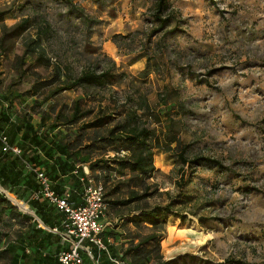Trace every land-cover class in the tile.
Returning a JSON list of instances; mask_svg holds the SVG:
<instances>
[{
	"label": "rangeland",
	"instance_id": "rangeland-1",
	"mask_svg": "<svg viewBox=\"0 0 264 264\" xmlns=\"http://www.w3.org/2000/svg\"><path fill=\"white\" fill-rule=\"evenodd\" d=\"M157 1L73 0L70 5L66 0H0V11L7 13L9 26L38 11L54 32L44 43L49 56L73 73L108 57L117 63V73L125 76L106 89L76 88L52 97L41 107L46 113L52 105L60 109L83 100L84 107L93 110L89 120L101 105L112 114L132 96L138 101L140 95L148 97L154 115L138 111L162 145L156 150L158 170L146 180L156 190L146 204L152 208L172 200L181 203L170 215L159 247L147 244L148 249L155 248L151 264L158 257L174 264L236 260L264 264V0H168L171 21L159 32L153 19ZM80 11L98 22L92 32L77 19ZM34 32L31 29L25 38ZM115 35L129 37L115 39ZM25 38L9 56L0 58V110L13 97L12 111L28 113L39 126L41 115H34L30 108L43 98L27 95L33 86L30 75L37 71L49 78L52 68L31 66L27 59L24 70L30 71L19 80L17 58L24 53ZM48 92L44 90V96ZM122 120L117 118L114 123ZM50 122L48 118L46 130H41L50 131ZM79 126L51 130L49 135L62 131L60 138L74 139ZM87 132L83 142L93 135L92 130ZM184 147L186 157L204 156L211 161L194 168L184 165L180 160ZM115 155L112 147L100 144L79 158ZM216 160L219 164L213 162ZM117 183L113 173L107 187ZM133 187L126 182L121 193L126 195ZM135 208L107 206L106 219L117 226L121 220L130 225L126 218L138 213ZM16 209L25 211L19 206ZM178 215L187 217L185 223ZM193 223L202 233L189 228ZM126 230L124 236L144 237L153 227L134 230L129 226ZM18 235L5 213H0V264H37L38 257Z\"/></svg>",
	"mask_w": 264,
	"mask_h": 264
},
{
	"label": "trees",
	"instance_id": "trees-1",
	"mask_svg": "<svg viewBox=\"0 0 264 264\" xmlns=\"http://www.w3.org/2000/svg\"><path fill=\"white\" fill-rule=\"evenodd\" d=\"M66 1L70 5L73 4V0ZM71 10L74 11L75 9L73 8ZM169 10L168 0L157 1L153 11V19L159 25L158 30H156L157 32L162 31L171 21V16L167 15ZM6 14L5 11H0V58L2 56H9L14 51L17 42L25 38L31 29H34L35 34L25 38L23 42L24 53L17 58L19 80L22 81L30 71L24 70L27 59H30L31 66L44 67L46 69L52 68L49 78L43 77L37 71H33L30 75L33 80V86L27 91V95L43 98L41 101L40 99H36L30 108L34 115H41V123L39 126L33 123V116H30L28 113L16 115L12 111V105L15 100L13 97H11L10 105L8 107H2L0 110V137H7L8 144L12 148H19L21 150V153L18 155L12 150H5V146L0 140V183L3 188L8 190L16 198L25 200V202L27 201L31 204L34 212L40 216L46 226L56 228L59 231V233L55 232V235L58 236L56 241H54L55 238L53 239L54 243L58 242L57 246L59 249L52 256H44V250L49 248L50 245H54V243L50 239L48 242H45L44 237L42 239L39 238L38 233L40 230L32 227L33 225L19 234L18 238L24 239L26 246H28L27 248L30 247L31 250L35 246L34 241L36 245L40 244V250H33V253L38 257L37 264H59V253L69 248L61 235L64 231L63 222L66 216L64 214V218L61 217L62 219L58 220L54 227L52 215L48 211L56 207L50 205L44 197H34L40 191L41 184L33 169L44 172L49 181H51V187L56 194L66 196L61 186L57 183L60 178V173L75 171V173H81L84 177L85 175H89L84 171V166L87 164L88 170L95 182L103 183L104 189L106 188L108 191L104 193L108 206L119 210L136 205L135 212L137 211L138 213L132 217L131 215L127 217L126 220L128 223L139 228V230L143 226L153 227L152 232L144 237L136 235L134 237V239H138L136 244L134 241L127 243L129 244L128 246L123 244L120 252L114 247L115 245L111 246L112 257L124 261V264H151L155 248L150 250L147 244L155 243L157 245L156 247H159V241L166 229L165 226L169 221V217L171 214H174V208L181 203L172 200L166 206H154L152 208L146 204L147 200L156 191L152 190L153 185H150L146 180L151 179L157 172L154 159L156 150H159L162 145L160 144L159 135H155V130L150 128L149 121L144 120L138 111L143 110L148 117L154 115L148 97L140 95L141 98L138 101L132 96L120 108L113 111L112 114L106 113L101 105L98 114L89 120L88 118L93 114V110L85 108L83 100H76L72 105H63L60 109L52 105L50 107V113H46L41 107L44 102L49 101L52 97L76 88L86 91L89 89H106L107 87L115 85L118 79H123L125 76L123 73H117V63L108 57L104 59L98 58L95 63L83 68L79 74L73 73L70 68L63 67L58 62L54 63L49 56L48 49H46L44 43L53 38L54 32L51 23L43 19L38 11L35 10L33 16H26L12 26L5 23ZM76 15L77 19L90 32H92L90 29L98 23L87 15H84L82 11L76 13ZM118 37L119 39L122 38L125 40L129 36L115 35V39ZM44 90H49L46 96H44ZM116 107H118L117 103L115 105ZM120 117H123V120L114 123ZM48 118L49 120L51 119L48 126V130L50 131H58L61 128H73L80 124L77 128V134L73 136L74 139L70 136L66 140L60 138L58 135L62 131L50 136V131L41 130V128L46 130L45 126ZM113 123L114 125L111 127ZM90 130L93 131L92 137L89 142H83L88 133L87 131ZM175 142L177 143L178 141L175 139ZM100 144L112 147L116 155L114 157L101 156V158L81 161L79 158L80 154L87 153L89 149L93 150ZM177 144H179L178 147H181L180 143ZM169 149H171L170 146ZM186 149L184 147L183 152L180 154V160H182L184 165H189L191 168H194L200 167L203 162L211 161L204 156L190 159L185 156ZM122 151L128 154L123 156L120 154ZM213 162L219 164L217 160ZM113 173L116 174L118 183L108 188L107 185L112 180ZM126 182L134 186L126 193L127 197H125L126 195L124 193H121V186ZM78 185L83 186V181L81 180L76 187ZM84 188L81 196L83 195ZM16 203L21 206L20 203ZM3 204L6 205L1 209L0 213L2 215L7 209H16V206L10 201L8 196L5 193H0V205ZM178 216L185 223L187 217L183 215ZM116 228L117 225L111 222V225L106 230V235L118 241L122 234L121 232L118 233ZM49 236L52 237L54 235L49 234ZM61 241L64 243L63 246L60 244ZM91 250L94 256L98 258L99 264H116L110 261L105 253L98 256L97 250L94 248ZM24 255H26V247L24 249ZM158 258L160 259V257ZM159 259L156 264L175 263V261L164 262ZM84 262L85 264H95L88 255H84ZM227 264L248 263L236 260L235 262L229 261Z\"/></svg>",
	"mask_w": 264,
	"mask_h": 264
},
{
	"label": "built area",
	"instance_id": "built-area-1",
	"mask_svg": "<svg viewBox=\"0 0 264 264\" xmlns=\"http://www.w3.org/2000/svg\"><path fill=\"white\" fill-rule=\"evenodd\" d=\"M0 140L4 144L5 150H12L17 155L21 153L19 148H12L8 144V139L1 136ZM40 181L41 189L35 198L44 197L50 205H54L59 211L65 214L66 219L63 222V232L61 233L64 242L69 246L62 250L58 255L59 264H85L84 255L99 264L92 252V248L97 250L98 256L106 254L110 261L116 264H124V261L115 259L111 254V246L114 239L106 235V230L111 225L106 221L107 202L105 198V189L103 183H97L95 180L87 179L82 197L81 205H73L69 196H59L51 187V181L38 169H33ZM86 174H89L87 167L84 168ZM55 232L59 231L55 228Z\"/></svg>",
	"mask_w": 264,
	"mask_h": 264
},
{
	"label": "crops",
	"instance_id": "crops-1",
	"mask_svg": "<svg viewBox=\"0 0 264 264\" xmlns=\"http://www.w3.org/2000/svg\"><path fill=\"white\" fill-rule=\"evenodd\" d=\"M161 154H164V152L161 151ZM156 155H155V158H156ZM154 161H155V159H154ZM155 163H156V161H155ZM85 167H88V166L85 165L84 168ZM157 170H158V168H157ZM82 177H83V175L81 173L77 174V173H75V171H73V172L72 171L71 172L68 171V172H65V173L61 172L60 173V178L58 179V182H57L61 186V189L63 190L64 195L70 197V201H71V203L73 205H79L82 202L81 193L83 191V188H84V185L86 183V180L87 179L94 180L92 175H91V173H90V171H89V175H85L83 178ZM81 180L83 181L84 185L83 186L82 185H78V187H76L77 184H79ZM80 186H82V188H80ZM5 205L6 204L0 205V212H1V209ZM20 205H21L20 207L22 209L27 211V213L30 212V214H26L25 211L17 210V209H15V210L14 209H7L4 212L5 215H6V218H8L10 223L14 225V228L17 229L18 234H21L25 230L29 229L31 225H33L32 227L40 230V232L38 233L39 238L42 239L44 237V241L45 242H48L49 239H50L51 242H53L54 238H55L54 241H56V238L58 236L55 235L56 233L54 231V228H51L50 226H46L38 214H36L35 212H31L29 206H27V205H25V204H23L21 202H20ZM16 207H18V206H16ZM48 213H50L52 215V223H53L54 227L56 226V222L58 220L64 218V213L59 211L57 208H55L53 210H49ZM107 220L108 219H106V221ZM121 222L123 223L124 220H121ZM122 223L119 224V226H117V228H116L117 231L121 232L122 235L123 234L127 235V232H126L127 230L126 229L129 228V226H132V228L134 230H136V229L139 230V228L135 227L132 224L127 225V224H122ZM41 229L44 232H42ZM49 234H53L54 235V236H52L53 238L51 236H49ZM124 235L120 236L118 241L114 240V243L112 244V246L115 245L114 247L117 250L122 248L123 244H125V246H128L129 244H127V243H129L130 241H134L135 243L138 241L137 238L134 239V237H127V236H124ZM33 243L35 244V246L33 247L32 250L38 251V250L41 249V247L39 246L40 244L36 245L35 241ZM60 244L63 246L64 245L63 241H61ZM57 245H58V242L54 243V245H50L49 248L44 250L45 252H44L43 255L44 256H46V255H51V256L54 255V253H56V250L59 249Z\"/></svg>",
	"mask_w": 264,
	"mask_h": 264
},
{
	"label": "bare ground",
	"instance_id": "bare-ground-1",
	"mask_svg": "<svg viewBox=\"0 0 264 264\" xmlns=\"http://www.w3.org/2000/svg\"><path fill=\"white\" fill-rule=\"evenodd\" d=\"M87 170H88V167H87ZM16 199V198H15ZM17 200V199H16ZM15 202H18V203H23V204H25V205H27L28 206V204L26 203V202H23V201H15ZM18 205V204H17ZM19 206V205H18ZM20 207V206H19ZM30 208V207H29ZM31 210V209H30ZM189 226V228L192 230V231H195V232H200V233H202V228L200 227V226H198L197 224H195V223H193V224H190V225H188ZM202 236V235H201ZM171 249V248H170Z\"/></svg>",
	"mask_w": 264,
	"mask_h": 264
},
{
	"label": "water",
	"instance_id": "water-1",
	"mask_svg": "<svg viewBox=\"0 0 264 264\" xmlns=\"http://www.w3.org/2000/svg\"><path fill=\"white\" fill-rule=\"evenodd\" d=\"M0 189H1L2 193H5L8 196V198H10V200L13 202V204L15 206H18L17 203L15 202V201H17L15 198L10 197L9 194H8V192L5 189H2L1 186H0Z\"/></svg>",
	"mask_w": 264,
	"mask_h": 264
}]
</instances>
